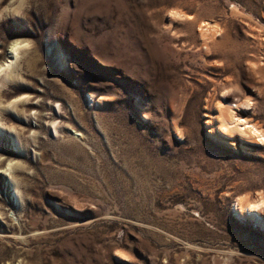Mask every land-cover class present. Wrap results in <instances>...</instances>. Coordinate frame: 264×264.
<instances>
[{
  "label": "rangeland",
  "instance_id": "obj_1",
  "mask_svg": "<svg viewBox=\"0 0 264 264\" xmlns=\"http://www.w3.org/2000/svg\"><path fill=\"white\" fill-rule=\"evenodd\" d=\"M17 42L0 264H264V145L218 125L264 129V0H0Z\"/></svg>",
  "mask_w": 264,
  "mask_h": 264
},
{
  "label": "bare ground",
  "instance_id": "obj_2",
  "mask_svg": "<svg viewBox=\"0 0 264 264\" xmlns=\"http://www.w3.org/2000/svg\"><path fill=\"white\" fill-rule=\"evenodd\" d=\"M179 15L177 14V17H179ZM179 18H181V17H179ZM216 24L211 23V22H204L203 25L201 26V29L206 30V31L204 30V32H206L205 33L206 35L205 34H203V35L207 36V33H208V35H209V33H212L214 35V32H217L219 30L217 28L218 25H216ZM211 36L212 35H210V38H211ZM25 45H27V47H25ZM25 45H22L19 42L15 43L13 45V49H12L13 51L11 52V54L13 55L14 58L6 66L0 65V77L1 76L3 77V75H4V78L6 80H8V79L12 80V72H13L12 66L14 64V59L17 58V56L22 52L23 49L28 48L30 43L25 44ZM10 70H11V72H10ZM0 94H1V92H0ZM0 98H1V96H0ZM25 102H27V101L24 100L23 104H25ZM19 103H20V101L18 100V101H15L13 103H10L9 105L12 104L14 106V109H15V107H18ZM0 104H1V102H0ZM232 104L233 103H231V105ZM224 106L222 105L221 107L218 108V109H220V115H219L220 118L218 119V125H219V129L223 135L233 136V134L235 133V134H239L246 141H250V142H254V143H260V144L264 145V143L261 142V140L264 139V129H262L260 126H258L256 124H251L247 119L238 117V115H236V113H235L238 108L240 109L242 107H245V108L250 107L251 106L250 101H248V100L244 101L243 103L236 105V107H233V106L224 107ZM8 107L9 106H7V107H1L0 106V115L2 112H6L8 110ZM38 118L43 119V116L38 115ZM249 200L250 199H247L244 196V198L240 199L235 205L236 211L244 219H248L249 215L255 216V214H257L256 212L259 209L263 208V206H264V201H263L262 196H259L255 202H252Z\"/></svg>",
  "mask_w": 264,
  "mask_h": 264
},
{
  "label": "snow or ice",
  "instance_id": "obj_3",
  "mask_svg": "<svg viewBox=\"0 0 264 264\" xmlns=\"http://www.w3.org/2000/svg\"><path fill=\"white\" fill-rule=\"evenodd\" d=\"M25 47H27V45H25ZM261 142L264 143V139H262ZM9 167H11V165H9Z\"/></svg>",
  "mask_w": 264,
  "mask_h": 264
}]
</instances>
